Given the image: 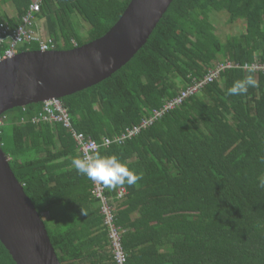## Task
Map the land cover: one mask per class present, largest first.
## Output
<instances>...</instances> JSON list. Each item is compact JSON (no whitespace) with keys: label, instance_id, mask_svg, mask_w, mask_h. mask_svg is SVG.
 <instances>
[{"label":"trees","instance_id":"obj_1","mask_svg":"<svg viewBox=\"0 0 264 264\" xmlns=\"http://www.w3.org/2000/svg\"><path fill=\"white\" fill-rule=\"evenodd\" d=\"M131 1L43 0L39 17L56 49H71L105 35ZM32 2L0 0V20L17 26ZM6 4L10 14L2 10ZM222 11L230 23L245 21L246 31L223 41L211 20ZM75 15L88 23L87 36ZM39 49L37 42L21 47ZM215 61L235 66L156 116ZM254 65H264V0H173L126 65L60 99L73 128L98 143L141 127L96 156L107 194L121 185L128 189L115 211L127 264H264V69ZM43 106L6 111L0 144L42 214L61 263L100 264L95 247L110 242L92 177L63 123L33 122ZM132 202L143 221L131 220ZM85 217L90 224H81ZM151 221L152 236L140 237L137 230ZM158 242L170 243L171 250L159 252ZM146 243L152 252L144 262L136 249ZM0 264H17L1 240Z\"/></svg>","mask_w":264,"mask_h":264},{"label":"water","instance_id":"obj_2","mask_svg":"<svg viewBox=\"0 0 264 264\" xmlns=\"http://www.w3.org/2000/svg\"><path fill=\"white\" fill-rule=\"evenodd\" d=\"M173 0H132L102 37L71 49L25 50L0 62V118L92 87L147 43ZM0 240L17 264H62L41 213L0 144Z\"/></svg>","mask_w":264,"mask_h":264},{"label":"built area","instance_id":"obj_3","mask_svg":"<svg viewBox=\"0 0 264 264\" xmlns=\"http://www.w3.org/2000/svg\"><path fill=\"white\" fill-rule=\"evenodd\" d=\"M42 3L43 0H33L29 10L22 16V21L17 26H12L9 22L0 20V62L4 59L13 58L21 52V47L34 42L39 44V50L42 51L56 49L57 43L55 40L47 35L43 27L39 25V22L42 20L39 17ZM232 66H235L232 62L215 65L213 70L198 81V83L191 85L186 90H182L178 96L169 100L164 108L156 113V116H161L163 113L181 105L188 96L197 93L205 84L219 78L223 70ZM253 68L264 69V65H254ZM43 104V110L39 114H36L33 122L63 123L73 134L77 148L81 152L82 164L86 172L92 177L93 186L91 193L100 205L105 225L108 228L109 242L114 261L116 264H127L128 255L122 243L121 231L116 224L115 211L117 202L128 193V189L126 186L121 185L113 194H107L106 181L98 173L96 156L102 146L109 147L114 142L123 143L127 137L137 134L141 127L129 130L127 134L117 138L115 141L105 138L102 143H98L93 138L73 128L68 109L60 99H51ZM1 124H3L2 120H0V126ZM145 124L147 123L142 124V126H145Z\"/></svg>","mask_w":264,"mask_h":264},{"label":"crops","instance_id":"obj_4","mask_svg":"<svg viewBox=\"0 0 264 264\" xmlns=\"http://www.w3.org/2000/svg\"><path fill=\"white\" fill-rule=\"evenodd\" d=\"M137 202H132L131 206L133 207L134 206V209L131 211L130 213V218L132 221H135V220H142L143 221V214L141 212V209L137 207ZM94 207L98 206L97 203L93 204ZM48 218L49 214H45ZM89 223L90 224V219L85 217L84 220L81 221V224H85V223ZM154 224V221H151L149 225H145L144 227L145 228H141L139 230H137V232L141 233V235H139L140 237H149V236H152L153 232H152V229H150V226H152ZM95 229V228H93ZM146 229V230H145ZM135 230V229H133ZM159 241V240H158ZM102 245V246H101ZM152 246V244L150 243V245H148V243H146V245H141L139 247H137L136 249V252L138 250L139 252V258L140 260L144 261V259H148L150 257V255H147V254H151V250L149 251L148 250V247ZM154 246V245H153ZM155 248H158L159 252H169V250H171V246H170V243H160L159 242L157 243V246H154ZM96 249V252L98 255L97 256V259H98V263L100 264H114V261H112V257H111V247H110V244L108 245V243H106V241H102V243L98 246L95 247ZM94 259H91L90 261H88V264H94ZM139 260L137 259L136 260V263L138 262ZM133 262H135L133 260ZM144 262H147V261H144Z\"/></svg>","mask_w":264,"mask_h":264},{"label":"rangeland","instance_id":"obj_5","mask_svg":"<svg viewBox=\"0 0 264 264\" xmlns=\"http://www.w3.org/2000/svg\"><path fill=\"white\" fill-rule=\"evenodd\" d=\"M12 6L10 4H6L2 7V10L8 14L12 12ZM74 20L78 26L79 32L81 35L87 36L88 31V23L85 22L81 17L75 15ZM212 23L216 28V33L223 40L227 41L230 37L240 36L242 33L246 31L245 21L237 20L234 23L229 22V14L226 11L213 13L211 16ZM40 27H43L44 32H47L46 21L44 18L39 22ZM76 44V41H73ZM221 62H214V65H217ZM7 135L11 134V129L7 128ZM47 218V216H45Z\"/></svg>","mask_w":264,"mask_h":264}]
</instances>
